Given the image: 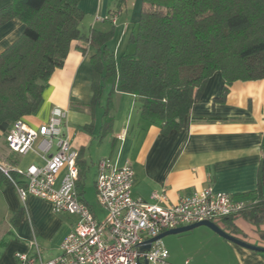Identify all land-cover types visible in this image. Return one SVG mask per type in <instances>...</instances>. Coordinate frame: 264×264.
I'll return each instance as SVG.
<instances>
[{"label": "crops", "instance_id": "1", "mask_svg": "<svg viewBox=\"0 0 264 264\" xmlns=\"http://www.w3.org/2000/svg\"><path fill=\"white\" fill-rule=\"evenodd\" d=\"M11 2L0 0V9ZM141 6L142 0H127L125 8L118 10L116 0H81L84 18L80 30L85 36L92 30L113 31L108 48L119 59L123 53L135 49L130 37L137 30ZM24 27L16 19L0 27V52L21 36ZM95 53L96 49L85 38L72 42L64 66L54 71L43 92L40 108L25 116L31 126L38 128L47 123L54 107L63 109L66 113L63 132L69 136L72 148L80 153V165L87 170L95 161L97 177L102 160L109 159L116 167L129 164L135 172L134 198L151 201L154 192L165 191L169 203H176L208 187L246 201L257 195L258 167L264 159V80L236 81L220 101L216 99L221 96L225 81L219 71L215 72L184 126L163 134L160 127L142 118L140 102L134 95L115 92L110 98L108 84L93 109L76 108L92 104L91 57ZM108 106L112 124L103 135ZM38 145L37 141L29 152L21 155L6 145L7 151L0 149V164L16 171H25L30 165H44V154ZM55 151L54 146L49 154ZM61 178L62 174L58 185ZM94 184L97 197L96 180ZM86 203L98 220L106 218L102 206L96 210ZM21 209L22 215L14 220ZM246 219L240 215L231 226L223 219L215 223L249 244L264 247V224L260 235ZM76 221L74 215L54 213L47 200L29 196L24 203L12 182L1 183L0 264H22L16 253L33 257L39 252L44 262L55 259ZM180 236L186 241L179 248H168L170 264L186 261L188 264H264V252L237 245L208 227L201 226Z\"/></svg>", "mask_w": 264, "mask_h": 264}, {"label": "trees", "instance_id": "2", "mask_svg": "<svg viewBox=\"0 0 264 264\" xmlns=\"http://www.w3.org/2000/svg\"><path fill=\"white\" fill-rule=\"evenodd\" d=\"M80 1L12 0L0 9V27L14 19L25 25L21 36L0 52V135L4 138L18 119L40 108L52 74L64 66L72 42L78 39L85 38L96 53L91 57L92 104L76 108L93 109L108 84L110 98L115 92L134 95L142 118L160 127L163 134L184 126L215 72L225 81L216 99L220 101L236 81L264 80V0H142L137 30L130 37L135 49L119 59L108 48L113 31L82 34ZM126 3L116 0V8L121 10ZM104 117L103 135L112 124L109 106ZM79 157L80 153L78 194L86 203L82 197L86 169ZM9 175L25 185V177L17 171L9 169ZM257 180V195L241 215L260 224L264 220V159ZM10 182L0 169V184ZM22 213L23 209L14 220ZM238 216L222 219L231 226Z\"/></svg>", "mask_w": 264, "mask_h": 264}, {"label": "built area", "instance_id": "3", "mask_svg": "<svg viewBox=\"0 0 264 264\" xmlns=\"http://www.w3.org/2000/svg\"><path fill=\"white\" fill-rule=\"evenodd\" d=\"M65 116L63 109L54 107L49 121L38 128L22 117L5 138L8 149L14 153L26 154L38 141V148L44 154V165L17 170L25 177V185L18 184L0 164L22 201L25 203L29 196H35L47 200L54 213L77 218L74 228L60 245L58 257L44 262L39 252L33 257L16 253L22 264H140L145 259L149 264H170L169 250L162 239L153 241L148 251L140 252V247L170 229L241 215L250 203L226 192H215L210 187L184 196L176 203H169L165 191L154 192L151 201L134 198L133 168L129 164L116 167L106 159L99 163L96 179L97 198L107 213L100 221L78 194L79 153L63 132ZM54 146L56 151L49 154Z\"/></svg>", "mask_w": 264, "mask_h": 264}, {"label": "rangeland", "instance_id": "4", "mask_svg": "<svg viewBox=\"0 0 264 264\" xmlns=\"http://www.w3.org/2000/svg\"><path fill=\"white\" fill-rule=\"evenodd\" d=\"M4 141H5V138L2 135H0V149L7 151ZM36 149H37V147H36ZM96 168H97L96 162L94 161L93 164L92 163L89 164V168H87V170H86L85 177L82 180V186H83V191H84L82 197L85 199V201H87L96 210H99L101 205H100L97 197L95 196V184H94L95 180L97 179ZM246 220L249 224L254 226V228L256 229L255 232H257L258 234L261 235L260 230H261V226L264 224V221H262L260 224H256L249 217H247ZM214 222H223V221L221 219H215ZM180 235L181 234L167 235V236L163 237L162 241H163L164 245L166 246V248L167 249L170 247L171 248H179L181 243L183 244L184 241H186V239L184 237H181ZM168 250H170V249H168Z\"/></svg>", "mask_w": 264, "mask_h": 264}, {"label": "water", "instance_id": "5", "mask_svg": "<svg viewBox=\"0 0 264 264\" xmlns=\"http://www.w3.org/2000/svg\"><path fill=\"white\" fill-rule=\"evenodd\" d=\"M201 226L208 227L209 229H211L212 231H214L215 233H217L221 237H223V238H225V239H227V240H229V241H231L237 245L248 248L250 250L264 252V247L249 244V243L243 241L242 239L229 234L222 227H220L217 223H215L214 221H210V220H203V221L196 222V223H193L190 225H185L182 227L167 230V231L159 234L157 237H154V238L146 241V243L140 247V252L148 251L150 249V244L157 239H162L163 237H165L167 235H176V234L185 233V232L191 231V230L198 228V227H201ZM140 264H149V262L147 259H145L144 262L140 263Z\"/></svg>", "mask_w": 264, "mask_h": 264}]
</instances>
